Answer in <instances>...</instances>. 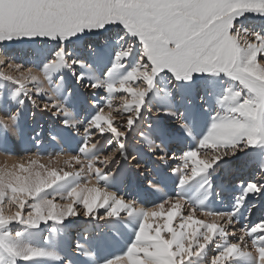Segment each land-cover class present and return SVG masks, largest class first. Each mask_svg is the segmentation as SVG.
Masks as SVG:
<instances>
[{
	"label": "snow or ice",
	"instance_id": "snow-or-ice-1",
	"mask_svg": "<svg viewBox=\"0 0 264 264\" xmlns=\"http://www.w3.org/2000/svg\"><path fill=\"white\" fill-rule=\"evenodd\" d=\"M0 157V264H264V0H0Z\"/></svg>",
	"mask_w": 264,
	"mask_h": 264
},
{
	"label": "rangeland",
	"instance_id": "rangeland-1",
	"mask_svg": "<svg viewBox=\"0 0 264 264\" xmlns=\"http://www.w3.org/2000/svg\"><path fill=\"white\" fill-rule=\"evenodd\" d=\"M54 120L53 118L48 115V114H40L37 113V115L35 117H32L30 114H26L25 116V124L28 127H35V128H39L40 125H43V131L45 133V135L47 134V131L50 127L53 126ZM133 143H135V141H133ZM48 146V145H46ZM3 162V157H0V163ZM83 218H81L82 220ZM88 224H84L82 222H77L73 225L70 226L69 232L71 235L75 236L76 232L79 230H82V228H86L87 229ZM90 229L88 228V231H93V226L89 225ZM88 226V227H89Z\"/></svg>",
	"mask_w": 264,
	"mask_h": 264
},
{
	"label": "bare ground",
	"instance_id": "bare-ground-1",
	"mask_svg": "<svg viewBox=\"0 0 264 264\" xmlns=\"http://www.w3.org/2000/svg\"><path fill=\"white\" fill-rule=\"evenodd\" d=\"M254 26H256V27H260V26H262L261 24H260V22H254ZM89 226V225H88ZM87 226V229L89 228L90 229V226L88 227ZM83 229V228H82ZM85 229V228H84ZM96 230H98V229H96Z\"/></svg>",
	"mask_w": 264,
	"mask_h": 264
}]
</instances>
